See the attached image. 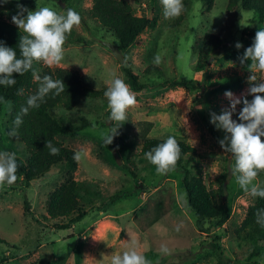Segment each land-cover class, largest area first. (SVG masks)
Masks as SVG:
<instances>
[{"label":"rangeland","instance_id":"1","mask_svg":"<svg viewBox=\"0 0 264 264\" xmlns=\"http://www.w3.org/2000/svg\"><path fill=\"white\" fill-rule=\"evenodd\" d=\"M93 2L9 0L5 4L0 0V11L10 21L19 11L18 3L28 10H35L37 4L58 13L74 9L81 23L68 35L64 59L58 66L76 70L87 84L97 88L106 86L115 73L138 102L128 110L127 121L108 145L101 134L117 125L108 119L105 97L85 98L73 110L56 108L55 114L65 123L79 124L83 117L91 121L79 136L62 138L66 145L83 154L74 176L87 188L81 194V202L89 212L70 228L59 227L68 218L49 217L48 198L69 173L67 167L60 165L37 185L0 187V264H108L113 252L129 247L132 241L138 242V250L152 264H264V250L251 256L254 243L237 238L235 233L256 197L246 194L232 175L233 157L218 142L226 133L217 129L218 137L212 134L200 112L205 108L211 116L230 109L225 92L210 87L211 81L223 76H243L244 87L230 91L236 97L247 94L251 73L248 64H241L239 50L252 45L256 31L264 29V22L248 10L229 11L228 0H216L211 10L204 1L194 0L188 12L183 10L185 16L181 20V15L165 19L160 0H132L138 15L157 16L158 24L145 29L127 51H122L121 61L104 43L118 44V37L92 15ZM207 30L222 35L226 43L214 53L206 70L199 72L200 41ZM237 42L242 44L239 50L235 49ZM157 53L163 58L159 66L165 70L164 78L147 72ZM123 65L131 67L149 85L134 89ZM166 77L195 78L197 82L192 87L170 88L162 83ZM10 109L11 103H6L0 151L26 158L28 153L21 137L17 132L15 136L8 134L13 128ZM240 110L238 104L232 113L237 122ZM147 136H174L197 147L199 153L191 162L194 174L202 176L208 188L218 190L227 183L228 194L222 197L229 200L232 216L225 224L206 223V228H200L182 171L175 168L166 175H158L155 166L141 154ZM254 183L262 186L264 176H258ZM177 225H182L179 232L175 230ZM162 243L171 249V255L159 253ZM217 245L227 255L224 261Z\"/></svg>","mask_w":264,"mask_h":264},{"label":"trees","instance_id":"2","mask_svg":"<svg viewBox=\"0 0 264 264\" xmlns=\"http://www.w3.org/2000/svg\"><path fill=\"white\" fill-rule=\"evenodd\" d=\"M58 1V0H57ZM68 2L69 0H62ZM91 9L92 15L100 22L105 29L113 32L118 37V45L124 52L127 51L136 41L138 36L147 28H155L158 24V17L150 18L146 14L138 15L135 12V5L132 0H93ZM194 0H183L184 12H188ZM207 8L211 10L216 0H202ZM248 10L253 13L255 19L264 22V0H228L227 9ZM185 14H181L180 20ZM246 30V28L244 29ZM24 33L8 20L0 11V42L15 49L17 56H20L19 39ZM71 36V40H73ZM82 37L78 39L81 40ZM225 38L211 30H207L200 41V64L197 66L199 72H204L211 63L214 53L224 46ZM236 50H239L235 47ZM241 57L245 50L240 49ZM250 64V60L245 61ZM128 75V81L136 90H141L149 85L140 79L131 67L123 65ZM33 69L42 78L45 75L51 76L54 80H62L65 90L59 95L50 93L45 97V101L39 108H30L27 115L22 116L23 123L17 129L18 135L25 144L28 153L26 158L16 155L18 170L17 181L11 185L15 186L23 183L27 186L37 185L55 173V167H67L69 169L66 180L58 186L49 196L47 201V213L51 218H68L66 222L59 225L60 228H70L81 220L89 210L85 203L81 202V194L86 192L83 182L75 178L74 172L78 168V163L74 159L77 150L65 144L63 137H77L82 130L91 124V121L83 117L79 124L65 123L64 120L55 114L57 107L61 106L67 110L78 108L85 98L105 97L106 86L97 88L87 84L82 76L74 69L53 66L48 67L43 63L33 64ZM147 72H155L156 75L164 78L165 70L155 64L147 68ZM16 84L10 87L0 85V140L3 136L2 118L6 103H11L9 111V121L15 127L13 121L21 113L22 107L26 106L27 99L36 94L39 83L35 80L32 71L24 75H16ZM197 80L195 78L166 77L162 82L170 88L192 87ZM210 87L217 88L220 92L241 89L245 85L243 76L234 74L226 75L210 82ZM214 89V88H213ZM22 90V93L20 92ZM19 93V94H18ZM250 100L252 97L249 95ZM243 104L241 103V108ZM205 126L218 137L217 128L210 122L211 116L207 109L200 110ZM239 122V121H238ZM166 138L147 136L142 145L141 154H145ZM264 139V138H262ZM51 141L53 146L59 149V154H50L45 147L46 141ZM180 149V158L175 166L182 171L184 187L187 190L190 204L196 211L197 223L200 228H206V223L212 226H222L232 216V206L229 200L223 199L225 193L224 185L218 190L208 188L202 178L194 174L191 162L198 155L195 145L185 139L176 138ZM134 165V162H133ZM135 166V165H134ZM132 170H135L132 169ZM134 172V171H133ZM135 173V172H134ZM258 176H264L260 172ZM261 187H264L262 184ZM89 192V191H88ZM87 192V193H88ZM258 209H264V198L256 197L254 203L247 209V215L235 230L239 239L253 242V252L251 256L259 254L264 250V228L256 223L255 213ZM208 229V228H207ZM219 237V235H217ZM222 260L227 257L225 252L217 245Z\"/></svg>","mask_w":264,"mask_h":264},{"label":"clouds","instance_id":"3","mask_svg":"<svg viewBox=\"0 0 264 264\" xmlns=\"http://www.w3.org/2000/svg\"><path fill=\"white\" fill-rule=\"evenodd\" d=\"M8 3L9 0H2ZM165 19L178 18L183 10V0H160ZM19 11L12 16L14 23L20 32L24 34L19 39L20 56L14 48L0 42V85L10 87L16 84V75H24L32 71L35 80L39 83L36 94L27 99L26 106L22 107L9 131L10 136H15L17 129L23 123L22 116L27 115L30 108H39L50 93L59 95L65 90L62 80H54L45 75L42 78L33 69V64L43 63L48 67L58 66L64 59V45L68 35L74 27L79 26L81 17L74 9L68 8L65 12H57L48 6L37 4L35 10H28L18 3ZM25 13H27L25 15ZM246 27V24H241ZM237 49L242 47L237 42ZM241 64L250 60L248 69L249 88L247 94L236 97L231 91L225 92V97L230 101V109H225L221 114H211L210 122L217 129H222L226 135L219 140V144L225 152L230 153L234 163L231 168L232 175L236 178L239 187L253 197L264 198V187L254 183L258 174L264 172V29L255 33L251 46L245 49L239 57ZM163 62L162 55L157 53L153 63L159 66ZM258 74L260 79L258 80ZM22 93V90H20ZM19 94V93H18ZM252 98L249 100L247 96ZM104 96L107 100L109 111L108 119L116 123L117 127L102 133L105 144H111L118 134L117 129L128 118V110L137 105L135 94L123 79L112 73L111 79L106 81ZM243 104L239 111V122L232 119V113L236 111L238 104ZM45 147L50 154H59V149L53 146L51 141L45 142ZM181 149L174 136H168L163 142L154 146L145 153V158L155 166L158 175H166L175 169L180 158ZM81 152L74 154V159L82 158ZM18 163L16 154L9 151H0V187L13 185L17 177ZM256 223L264 228V209H258L255 213ZM182 225H177L175 230L180 231ZM137 241L120 251L111 254L108 264H152L145 255L138 250ZM159 253L162 256L171 255L172 251L167 244H161Z\"/></svg>","mask_w":264,"mask_h":264},{"label":"water","instance_id":"4","mask_svg":"<svg viewBox=\"0 0 264 264\" xmlns=\"http://www.w3.org/2000/svg\"><path fill=\"white\" fill-rule=\"evenodd\" d=\"M104 43L106 45H108L114 52V54L119 58V60L123 61L124 60V56H123V52L122 50L120 49L119 45L118 44H115L113 42H110V41H104ZM118 161L121 163V158L118 156ZM224 190H225V197L227 196L228 194V190H227V183L224 184Z\"/></svg>","mask_w":264,"mask_h":264},{"label":"built area","instance_id":"5","mask_svg":"<svg viewBox=\"0 0 264 264\" xmlns=\"http://www.w3.org/2000/svg\"><path fill=\"white\" fill-rule=\"evenodd\" d=\"M143 5L146 6V3H144Z\"/></svg>","mask_w":264,"mask_h":264}]
</instances>
